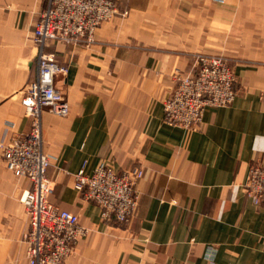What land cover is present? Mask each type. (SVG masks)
Here are the masks:
<instances>
[{"label": "crops", "instance_id": "1", "mask_svg": "<svg viewBox=\"0 0 264 264\" xmlns=\"http://www.w3.org/2000/svg\"><path fill=\"white\" fill-rule=\"evenodd\" d=\"M114 1L129 14L102 24L94 43L49 47L67 70L56 84L70 105L66 117H42L49 201L88 230L64 264H208L211 246L214 264H264V203L244 192L250 165L264 159V0ZM44 8L0 0V143L32 128L21 100L38 72L33 33ZM196 54L230 59L238 95L185 130L164 122V102ZM102 161L143 168L128 228L74 188L81 169L91 175ZM28 186L0 150V264H28L17 201Z\"/></svg>", "mask_w": 264, "mask_h": 264}, {"label": "built area", "instance_id": "2", "mask_svg": "<svg viewBox=\"0 0 264 264\" xmlns=\"http://www.w3.org/2000/svg\"><path fill=\"white\" fill-rule=\"evenodd\" d=\"M44 2L45 8L33 33L38 72L27 83L21 100L32 119V128L25 135H13L8 143H0V150L6 168L29 184L19 193L28 221L23 236L28 264H64L73 246L88 230L81 225L78 215L49 201L54 182L48 178L47 171L53 158L44 151L42 117L45 112L58 117L70 113V105L56 84V76L66 74L67 70L56 64L49 47L52 43L73 47L92 44L102 24L127 17L129 12L114 0ZM174 79L176 87L164 102V122L185 130L199 128L208 107H228L238 95L232 63L221 55L196 54L192 71L177 70ZM143 176L139 165L118 172L102 161L91 175L81 169L75 175L74 188L84 200L100 207L102 219L114 218L120 226L128 228L140 199L135 187ZM244 192L254 205L264 203V159L250 165ZM215 253L212 246L207 248L208 264H214Z\"/></svg>", "mask_w": 264, "mask_h": 264}, {"label": "rangeland", "instance_id": "3", "mask_svg": "<svg viewBox=\"0 0 264 264\" xmlns=\"http://www.w3.org/2000/svg\"><path fill=\"white\" fill-rule=\"evenodd\" d=\"M227 3V0H226V2H225V4ZM221 56H224V55H222V54H220ZM224 57H226V56H224ZM227 58V57H226ZM18 179V178H17ZM17 201L18 202H20V199H19V195L17 196ZM21 203V202H20Z\"/></svg>", "mask_w": 264, "mask_h": 264}]
</instances>
